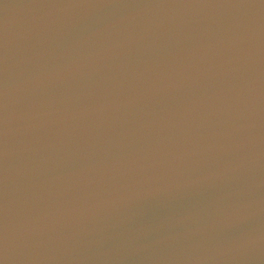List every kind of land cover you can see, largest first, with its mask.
I'll use <instances>...</instances> for the list:
<instances>
[{
	"label": "water",
	"instance_id": "water-1",
	"mask_svg": "<svg viewBox=\"0 0 264 264\" xmlns=\"http://www.w3.org/2000/svg\"><path fill=\"white\" fill-rule=\"evenodd\" d=\"M185 2L0 0L12 264H264L258 11Z\"/></svg>",
	"mask_w": 264,
	"mask_h": 264
},
{
	"label": "snow or ice",
	"instance_id": "snow-or-ice-1",
	"mask_svg": "<svg viewBox=\"0 0 264 264\" xmlns=\"http://www.w3.org/2000/svg\"><path fill=\"white\" fill-rule=\"evenodd\" d=\"M184 4L192 6H204V7H226L236 8L243 10H257L259 25V34L262 42H264V0H187ZM7 26L0 25V48L6 47L7 40ZM7 88L5 82L0 80V97L6 95ZM6 104L0 101V160L6 159L8 155V149L6 144L7 130L4 125L7 122V115L4 113ZM7 179L6 170H0V182ZM8 208L7 201L3 197H0V264H12L9 249H10V235L8 228L7 218Z\"/></svg>",
	"mask_w": 264,
	"mask_h": 264
}]
</instances>
